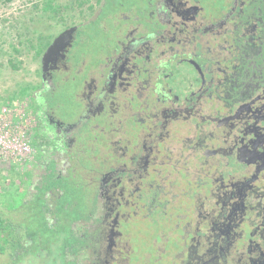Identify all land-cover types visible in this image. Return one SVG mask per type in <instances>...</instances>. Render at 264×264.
I'll return each instance as SVG.
<instances>
[{"label": "flooded vegetation", "instance_id": "flooded-vegetation-1", "mask_svg": "<svg viewBox=\"0 0 264 264\" xmlns=\"http://www.w3.org/2000/svg\"><path fill=\"white\" fill-rule=\"evenodd\" d=\"M65 10L30 95L40 264H264V0Z\"/></svg>", "mask_w": 264, "mask_h": 264}, {"label": "rangeland", "instance_id": "rangeland-1", "mask_svg": "<svg viewBox=\"0 0 264 264\" xmlns=\"http://www.w3.org/2000/svg\"><path fill=\"white\" fill-rule=\"evenodd\" d=\"M48 1L0 0V108L2 110L6 108L7 112H11L10 120L13 124H16L17 119L23 123L32 148L36 147L33 137L35 126L33 112H35L36 99L34 100L30 95L36 89L35 84L39 76L37 50L42 38L47 39L58 29L56 13L72 12V10L64 11V7L73 6L76 2V0H50L55 7V10H52L45 9ZM31 153L33 156L30 154L25 160L0 156V216L4 218V229L11 230L12 235L18 236L19 231L14 229H21V232L24 231L30 239H33V245L29 248L33 255L28 256L23 253L18 259L11 261L16 253L13 251L19 243L18 238L13 237V245L8 246L0 237V243L6 246L5 252L0 250V264H40L37 257L39 248L45 243H51L47 238L42 213L37 214V209L33 208L38 203L34 201L27 206L22 204V199L27 193V185L21 177L26 175L24 171L26 163L36 161L35 150L32 149ZM73 194L70 193L68 197L72 198ZM59 230L65 231L61 226ZM23 242L25 243L26 240L23 239ZM55 245L56 243L50 245V248L55 249ZM47 263L55 264L51 262L50 257H47Z\"/></svg>", "mask_w": 264, "mask_h": 264}, {"label": "built area", "instance_id": "built-area-1", "mask_svg": "<svg viewBox=\"0 0 264 264\" xmlns=\"http://www.w3.org/2000/svg\"><path fill=\"white\" fill-rule=\"evenodd\" d=\"M7 111L8 109L6 108L3 110L0 108V156L25 160L32 154L33 149L28 139L27 131L23 127V123L19 122L18 119L16 124H13L10 120L11 112Z\"/></svg>", "mask_w": 264, "mask_h": 264}, {"label": "trees", "instance_id": "trees-1", "mask_svg": "<svg viewBox=\"0 0 264 264\" xmlns=\"http://www.w3.org/2000/svg\"><path fill=\"white\" fill-rule=\"evenodd\" d=\"M45 9L55 10V7L52 5L50 0L45 4ZM14 66H16V65H14ZM3 221H4V218H2L0 216V237L3 238V240H4L6 245L10 246L12 244V242H13V237H16V236L12 235L11 230L9 231L7 229H4V225H3L4 222ZM4 247H6V246L2 245L0 243L1 252H5V248Z\"/></svg>", "mask_w": 264, "mask_h": 264}, {"label": "crops", "instance_id": "crops-1", "mask_svg": "<svg viewBox=\"0 0 264 264\" xmlns=\"http://www.w3.org/2000/svg\"><path fill=\"white\" fill-rule=\"evenodd\" d=\"M36 143V142H35ZM24 171H26V168H24ZM4 177V176H3ZM25 176H22L21 178L24 179ZM14 179V178H13Z\"/></svg>", "mask_w": 264, "mask_h": 264}]
</instances>
